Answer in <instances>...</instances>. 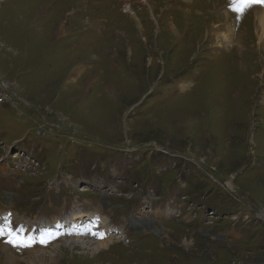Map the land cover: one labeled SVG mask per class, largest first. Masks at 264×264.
Returning <instances> with one entry per match:
<instances>
[{
	"label": "rangeland",
	"instance_id": "obj_1",
	"mask_svg": "<svg viewBox=\"0 0 264 264\" xmlns=\"http://www.w3.org/2000/svg\"><path fill=\"white\" fill-rule=\"evenodd\" d=\"M248 16L229 0H0V264H264V53ZM135 218L150 231H124Z\"/></svg>",
	"mask_w": 264,
	"mask_h": 264
},
{
	"label": "bare ground",
	"instance_id": "obj_2",
	"mask_svg": "<svg viewBox=\"0 0 264 264\" xmlns=\"http://www.w3.org/2000/svg\"><path fill=\"white\" fill-rule=\"evenodd\" d=\"M219 1H224V0H219ZM219 5H220L219 2L218 3H214L213 9H215ZM125 7H126L125 8L126 9L125 12L133 20H135V22L137 24V28L139 29L140 32H142V29H141L142 27L140 26V19L137 18L136 15L130 10L129 6L125 5ZM220 11H222V12H220ZM218 12L222 13L223 18H226V19H229L230 15H231V12L226 11V10L224 11L222 8L219 9ZM247 12H249L248 20L250 22L251 35H252V32L255 33V39L257 41V44L255 45L257 47L256 49H257V51H259V50L261 51L262 50L263 53H264V6H261V5L252 6L250 11L247 10L246 13ZM253 22H254V27H253ZM170 25H171V29H172L173 33L174 32L177 33V30L175 28H172L173 23H171ZM232 32H233V28L231 26H227L226 28L222 29V32L218 33V35H219L218 38H223L226 42L230 41V43H231L232 41L230 40V34L229 33H232ZM226 35H229V36L227 37ZM244 36H243V32H237L236 35H233L234 44L233 45L231 44L232 46L229 47L230 49L232 47H235L237 55L239 56V57L236 56L238 58V60H240V57L242 58L241 52L246 49L245 46L242 44V41L244 40ZM246 36H248V35H246ZM218 47H221V46H217V48ZM252 50H253V48H252ZM83 217L84 216L82 215V213L73 212L72 216L69 219L66 218V223L70 222V220L73 221V225L71 227L72 228L71 230L77 229L76 227L78 225H82V218ZM83 223H84V221H83ZM87 225H90V223H87ZM147 227H148V223L147 222H142L139 219L135 218L131 222H126L125 227H124L123 230L132 232V230H134L136 228H140L141 231H143V232H146L148 230L150 231V229H148ZM65 229H68V228H65ZM83 232L85 233L84 230H81V231L74 230V231H72L70 233H72V234L74 233L75 235L80 236V235H83ZM151 232L152 233H156V234L160 233V231L157 232L156 230L155 231L151 230ZM80 243H82V241H80V238H78L77 240L69 241V242L67 240L66 241L62 240V242H61V244H63L67 248H71V249H74L76 246L81 245ZM112 243H113L112 239H108V240H105V241H100V242L97 243V249L99 251L104 250ZM29 250H35V249H32L31 246H30ZM36 254H37V252H34L32 255H28L27 256V260H26L27 264H35L34 261L36 259H37L39 264H42V261H48V260L55 261L56 260L55 258H52V257H48V258L43 257L44 258V260H43L42 258H37Z\"/></svg>",
	"mask_w": 264,
	"mask_h": 264
},
{
	"label": "snow or ice",
	"instance_id": "obj_3",
	"mask_svg": "<svg viewBox=\"0 0 264 264\" xmlns=\"http://www.w3.org/2000/svg\"><path fill=\"white\" fill-rule=\"evenodd\" d=\"M253 5L264 6V0H229V8L237 17L243 15ZM5 220H7V217H5ZM4 232L5 229L0 228V235H3ZM93 234L96 235V233ZM7 235L9 237L7 242L13 247H30L35 242L30 237L27 239L21 237L19 231L13 230L10 227L7 228ZM99 238L103 239V233L99 234ZM47 242L45 234L42 233L40 243L46 244Z\"/></svg>",
	"mask_w": 264,
	"mask_h": 264
},
{
	"label": "built area",
	"instance_id": "obj_4",
	"mask_svg": "<svg viewBox=\"0 0 264 264\" xmlns=\"http://www.w3.org/2000/svg\"><path fill=\"white\" fill-rule=\"evenodd\" d=\"M3 87H4V86H3ZM3 87H2V88H3ZM0 88H1V87H0ZM2 88L0 89V95H3V94H2V90H3ZM5 90H6V88H5ZM2 100H3V98L0 99V101H2Z\"/></svg>",
	"mask_w": 264,
	"mask_h": 264
}]
</instances>
